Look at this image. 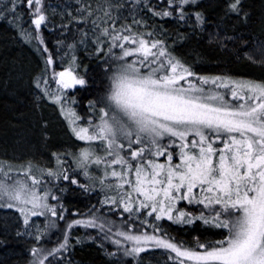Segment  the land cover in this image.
I'll use <instances>...</instances> for the list:
<instances>
[{
  "label": "snow or ice",
  "instance_id": "1",
  "mask_svg": "<svg viewBox=\"0 0 264 264\" xmlns=\"http://www.w3.org/2000/svg\"><path fill=\"white\" fill-rule=\"evenodd\" d=\"M77 3V14L65 10L60 27L70 34L75 22L78 38L65 35L53 52L41 29L54 24L48 10L56 15L57 6L0 0V21L14 25L43 60L33 78L37 100L55 106L82 142L53 152L55 167L0 161V209L19 213L25 231L16 235L36 241L28 264H74L70 254L85 239L99 240L109 264H145L156 250L170 264H264V39L226 30L227 21L249 23L245 0H214L218 22L204 0ZM25 15L33 29L24 27ZM169 22L193 36L208 32L209 43L225 50L231 44L262 74L198 73L178 50L189 34L173 38ZM80 50L99 62L102 75L87 100L90 115L76 107V90L90 85ZM72 186L98 190L99 207L67 218L62 200ZM41 217L40 224L33 220ZM197 222L219 238L188 244L168 231ZM74 228L96 235L76 236L73 244ZM57 231L54 243L45 239Z\"/></svg>",
  "mask_w": 264,
  "mask_h": 264
},
{
  "label": "trees",
  "instance_id": "2",
  "mask_svg": "<svg viewBox=\"0 0 264 264\" xmlns=\"http://www.w3.org/2000/svg\"><path fill=\"white\" fill-rule=\"evenodd\" d=\"M207 1V14L210 16L211 19L214 21H219V15L221 14L219 12V9L216 8V5L214 3V0H204V2ZM46 4H50L53 6H57L56 15L52 14V9L49 8L48 15L50 20L54 21V24L50 27H43L41 29L42 35L46 41L47 46L49 49L53 52L57 50L59 47L57 45V40H62L65 38V35H68L69 42L71 41L72 37L78 38L77 33V27L75 25V22L71 25V33H67L66 31L62 30L60 27V24L62 22V15L64 14L65 10L72 11L73 14H77L76 9L79 7V4L77 3V0H44ZM249 4L252 3V8L247 10L250 12L251 19L255 16L257 8L255 7V2L252 0H248ZM247 2V3H248ZM246 4V2H245ZM247 6V4H246ZM214 9L216 11V15L212 14L209 9ZM209 11V12H208ZM257 18H255V23L257 22ZM24 21V27L27 29H33L34 26L31 25L30 17L28 15H25L23 17ZM247 23L246 25L244 23H241L239 21L235 22L233 20L227 21L228 24L227 30L231 33L230 28H239V30L242 32L243 30L240 28L248 27V32H253L254 25L253 23L252 27H250L251 23ZM66 22V20L64 21ZM2 24V25H1ZM0 27L1 30H4L6 32H10V37L16 38V42L19 41L20 45L22 46L23 50H25L27 53L31 52L32 56L35 57V60L38 62V70L35 73V75L40 71V69L43 67V60L40 58L39 54L34 50L33 46L26 43L20 36L19 30L14 25H9L8 23L4 21H0ZM83 27V26H82ZM169 34L175 38L176 33H188L189 38L184 41V43L181 46H178V50L183 54V56L188 60L189 63L193 64L195 70L203 75H219V74H213L210 72L206 73L207 67L212 68L214 67H220V69H228L232 68L229 67L232 65L233 62H228L229 58H233V56H230L227 54V52H220L218 46L216 45H210L208 43L207 33H197L196 35H191L192 30L186 26H183L182 24H176L175 22H169L166 25ZM213 28L212 26H209V29ZM255 29V28H254ZM228 32V33H229ZM34 43V42H33ZM61 51H64L63 48L60 49ZM80 62L82 64V67L80 69L81 73L84 72V67L87 66L89 69L88 78L90 80V85L87 89H78L75 92V96L77 101L79 102L76 107L77 110L82 115H90L87 113V100L94 97L96 94V91L98 90V87L101 85L102 81V75L100 74V70L97 67L98 61L95 59L87 56L83 50H80L79 53ZM243 60V59H240ZM60 60L57 56V65H59ZM213 67V68H214ZM57 70H61L59 67H57ZM209 71V70H207ZM34 75V76H35ZM33 76V78H34ZM32 78V83H33ZM91 81H94V83H91ZM36 90V89H35ZM8 100V97H0V133H5L6 128H10L9 124L13 120V114L16 112V110L20 109V106L16 102H11ZM12 103V104H11ZM18 115V114H17ZM22 114V117L24 118ZM2 143L0 142V145ZM81 182H86L84 180V177L79 178ZM66 183V182H62ZM73 190H70L68 193L63 196L62 202L64 203L65 207L67 208V212L65 213L67 218H81L80 216L73 215L74 213H87L92 205H98V200L102 199V195L99 193V191L94 192H84L81 189L75 188V186H72ZM52 203H55V201H51ZM1 213V212H0ZM126 215V214H125ZM114 219L117 220V222L120 221V217H114ZM9 220V217L5 215V217L0 214V264H28L29 260L31 259L30 255V248L36 244V241L33 240H27L22 236H17L16 232L13 229V226L10 225V223H6V221ZM42 221V220H41ZM60 225V228L62 229L64 227V221L58 222ZM165 224H169V222L164 221ZM148 231H151V229H147ZM168 231L173 235L177 240L184 241L188 244H194L195 238L199 237L201 240H212L217 239L219 237L215 236L214 233L217 231L216 229L208 228L207 226L203 225L200 222H197L196 224L185 226V227H179L177 225H170L168 227ZM87 233H92L93 235H96L94 230L88 229L85 230L83 228H74L73 229V237L72 242L75 244V237H85ZM61 236V232L57 231L54 235L50 237H46L45 239H50L53 243L55 242L56 238ZM41 244L44 243V241L40 242ZM106 246L111 249V245L107 244ZM51 246V245H48ZM157 252V251H156ZM155 252L154 255H149L148 260L145 261V264H161L156 261L157 253ZM142 255H148L147 253ZM70 258L73 260L74 264H109L108 258L106 257L104 251L99 247V240L96 242H93L91 240L85 239L84 243L82 245H76L74 251L70 254ZM166 259V258H165ZM170 264V262H169Z\"/></svg>",
  "mask_w": 264,
  "mask_h": 264
},
{
  "label": "rangeland",
  "instance_id": "3",
  "mask_svg": "<svg viewBox=\"0 0 264 264\" xmlns=\"http://www.w3.org/2000/svg\"><path fill=\"white\" fill-rule=\"evenodd\" d=\"M252 1L255 2V7L257 8V16L254 15L251 19L250 27L253 26L255 18H257L258 20L254 25L255 29L252 28L253 32L250 34L248 27L240 28L243 30L242 32L238 27H231L230 31L232 34L226 29L230 35L242 34L247 39H264V0ZM94 2L95 0H93ZM206 2L204 3L207 6L208 2ZM245 2L247 4L246 8L251 9L253 2L249 6L248 0H245ZM214 9H209V11L216 15ZM233 21L237 22L236 20ZM1 29L0 27V97H8L9 101L12 103L16 102L21 106L20 109L14 112L13 120L9 124L10 128H6L5 133H0V142L2 143L0 145V161H10L15 165H20L31 160L34 164L55 167V159L52 157L53 152L65 151L71 148L74 143L82 142L74 141V138L67 129L66 123L59 115L58 109L55 106L47 101L37 100V90L33 86L32 78L38 70V62L31 52L27 53L23 50L19 41L16 42V38L10 37V32ZM209 31H214V28L209 29ZM206 40L209 43L208 33ZM209 44H214L218 46L217 49L220 52H227L228 55L233 56V58L228 59V62L233 63L229 66L232 68L228 69H220L217 66H213L214 68L207 67L209 71L206 70V73L243 77H258L262 74V69L244 58L242 53L238 58L231 44H229L227 50L215 42ZM22 114H24V118H20ZM0 212L4 217L5 215L9 217L6 223H10L13 226L11 230L15 232L17 230L25 231L19 213H16L14 210L2 209H0ZM33 220L40 224L43 221V217L33 218ZM21 236L27 240H33L32 236ZM156 251L158 258L156 261L158 260L157 262L161 264H169L162 250Z\"/></svg>",
  "mask_w": 264,
  "mask_h": 264
}]
</instances>
